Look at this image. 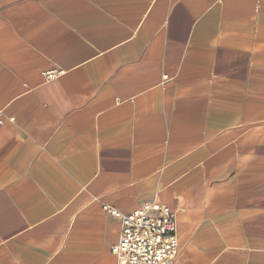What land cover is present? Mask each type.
Wrapping results in <instances>:
<instances>
[{"label": "crops", "instance_id": "obj_1", "mask_svg": "<svg viewBox=\"0 0 264 264\" xmlns=\"http://www.w3.org/2000/svg\"><path fill=\"white\" fill-rule=\"evenodd\" d=\"M0 121V264H118L146 201L264 264V0H0Z\"/></svg>", "mask_w": 264, "mask_h": 264}, {"label": "built area", "instance_id": "obj_2", "mask_svg": "<svg viewBox=\"0 0 264 264\" xmlns=\"http://www.w3.org/2000/svg\"><path fill=\"white\" fill-rule=\"evenodd\" d=\"M105 210L122 226L119 241L111 249L118 264L176 263L180 255L177 211L156 201H146L126 215Z\"/></svg>", "mask_w": 264, "mask_h": 264}]
</instances>
